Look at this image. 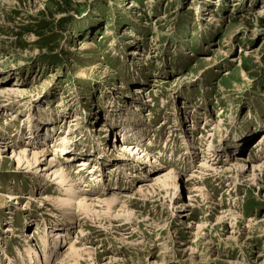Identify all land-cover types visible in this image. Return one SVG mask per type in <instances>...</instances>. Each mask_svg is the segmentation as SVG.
<instances>
[{
	"label": "rangeland",
	"instance_id": "obj_1",
	"mask_svg": "<svg viewBox=\"0 0 264 264\" xmlns=\"http://www.w3.org/2000/svg\"><path fill=\"white\" fill-rule=\"evenodd\" d=\"M0 86V264H264V0H0Z\"/></svg>",
	"mask_w": 264,
	"mask_h": 264
},
{
	"label": "bare ground",
	"instance_id": "obj_2",
	"mask_svg": "<svg viewBox=\"0 0 264 264\" xmlns=\"http://www.w3.org/2000/svg\"><path fill=\"white\" fill-rule=\"evenodd\" d=\"M85 44V43H84ZM89 44V43H88ZM86 45V44H85ZM85 47V46H84ZM89 47V46H88ZM92 48V47H91ZM133 55V54H132ZM2 89V90H1ZM4 91H7V90H4ZM3 93H5V92H3V88L0 86V94H3ZM137 94L138 93V90H135L134 92H132V94ZM5 95V94H4ZM7 95V94H6ZM78 97V96H77ZM79 98V97H78ZM74 119H75V117H74ZM78 121V119L76 118V120L73 122H70V124H69V126L68 127H72L73 128V126H75V125H73V124H75V122H77ZM72 123V124H71ZM217 128V126H215L214 127V129H216ZM192 130H194V128H192ZM194 132V131H193ZM213 132V131H212ZM31 135V137L33 138L32 140H34V141H37L39 138H35V134L34 133H31L30 134ZM211 136V135H210ZM40 140V139H39ZM3 141V140H2ZM124 141V140H123ZM239 141V140H238ZM233 142V141H232ZM35 143V142H34ZM233 144V143H232ZM58 147V146H57ZM56 147V148H57ZM55 148V147H54ZM26 148L24 147V150L23 151H21V152H19L18 153V159H17V163L19 164V163H21V161L22 160H27V156H26V151L27 150H25ZM31 151V150H30ZM125 151H127V149L125 150ZM33 153H32V157H31V161L32 162H36L37 161V159H38V156L40 155V156H46L48 153L51 155V157L49 158V160H48V162H47V164L40 170V172L41 171H43L44 172V174H43V177H45V179H48V176L50 177V176H52V175H54V176H56L57 174H59V172H60V166L62 165V164H60V161L58 160V156L60 155L59 153H57V152H59V150L58 149H54V150H52V151H50V150H47V149H42L41 151H39V153L36 155L34 152L35 151H32ZM29 153V152H28ZM74 154V153H73ZM39 156V157H40ZM129 156V155H128ZM128 156H125V158H124V160L122 161V162H125V160H130V158H128V159H126V157H128ZM243 162V161H242ZM241 165L242 163L241 162H239L238 164H236L237 166L238 165ZM87 164H86V160H83V161H80V162H78V164H77V166L76 167H78V169H79V171L80 172H82L83 170H85L83 167H85ZM127 166V165H126ZM242 167L244 166V165H241ZM201 167H203V165H201ZM261 168H264V164H263V166L262 167H260V169ZM142 170V169H141ZM85 172V171H84ZM205 174V173H204ZM37 175V174H36ZM94 175V174H93ZM138 175V174H137ZM53 176V177H54ZM61 176V175H60ZM59 176V177H60ZM64 176V177H63ZM63 176H61V177H63V181L65 182L66 181V179H68L69 177H68V175H63ZM139 176V175H138ZM42 177V178H43ZM94 177V176H93ZM99 177V176H98ZM142 177V176H141ZM97 178V177H96ZM44 179V178H43ZM57 179H58V177H57ZM98 179V178H97ZM159 179H163V180H159ZM216 180H218V178H216ZM188 181H190V179H188L186 182H184V184L185 183H189ZM44 182V181H43ZM155 182H158V184L157 185H155V186H157V187H146V186H144V185H142V186H140V188H139V191H138V194H143V196H146V194L147 193H151V191H156L157 189L156 188H162L160 191H164L165 192V194H167L168 192H169V194L171 193V192H173V189H175L176 187H178V183H177V181H176V176L175 175H173V173L172 172H169V173H167V174H164V175H162V176H160V177H158L157 178V181H155ZM40 183H41V181H40ZM145 187V188H144ZM170 188V189H169ZM172 190V191H171ZM195 192V191H194ZM93 194V193H92ZM0 199H2L3 200V198L1 197ZM47 199V198H46ZM46 199H43V201H41L42 203H46L48 200H46ZM48 199H50V198H48ZM128 199H132V198H127L126 199V201L125 202H128L129 203V200ZM55 200V199H54ZM62 200V199H61ZM88 200V201H87ZM95 200V199H94ZM93 199H91L90 200V204L89 205H91V203L94 201ZM4 201V200H3ZM87 202H89V199H86V201H85V197L82 199L81 198V201H79V205H78V207H80V210L81 211H85V213L88 215V213L92 210V209H88V206L85 204V203H87ZM105 203L107 204V206H108V210H110L111 208L109 207V205H110V203H108L107 201H105ZM123 203V202H122ZM125 203H123L122 204V206H121V209H120V211L118 212V214L120 213L121 215H124V214H127L128 216V218H130V217H132V216H134L131 212H129V210L127 209V207L124 205ZM66 206V205H65ZM97 207V206H96ZM112 210V209H111ZM82 215H83V213H81ZM99 214V213H98ZM99 216V215H98ZM116 216H120V215H116ZM63 217V216H62ZM64 217H65V219H68V220H76V222H80L81 220L78 218V216H75V215H70V216H67L66 214L64 215ZM63 217V218H64ZM125 217V216H124ZM126 218V217H125ZM63 220V219H62ZM101 221H103V220H101ZM12 231V230H11ZM36 233V231L34 230L33 231V234L34 235H37V233ZM64 233V232H63ZM31 234L30 233H28L27 235H26V242L27 241H31L33 238H32V236H30ZM34 235H33V237H34ZM55 237V236H54ZM51 238L50 239V243L49 244H51V246L48 248V250H49V252L47 253V254H45V256H44V262L43 263H41V264H46V261L48 262L49 261V259L51 258V256H54V258L55 259H57L59 256H58V254H59V250H60V246H61V237H63V235H61L60 234V236L59 235H57V237L58 238ZM35 238V237H34ZM59 239H60V245H59V243H58V241H59ZM46 241V240H45ZM46 244V243H45ZM44 244V245H45ZM49 244H47V245H49ZM76 244H78V245H76ZM84 245H87V240H85V239H83V238H81L79 241H75L73 244H71L70 245V247L68 248V250L67 251H65L63 254H62V256H61V259H60V261L58 262V264H81V262L80 261H84L83 260V257H88L89 258V256H92L91 255V253L93 254V250L92 249H88V248H84L83 246ZM46 246V245H45ZM54 247H57V251L56 252H54L53 251V249H54ZM46 249V248H45ZM43 251V250H42ZM93 251V252H92ZM32 253V252H31ZM34 253V252H33ZM38 256H39V254H38ZM54 260V259H53ZM35 263H36V261H35ZM35 263H33V264H35ZM36 264H39V263H36Z\"/></svg>",
	"mask_w": 264,
	"mask_h": 264
}]
</instances>
